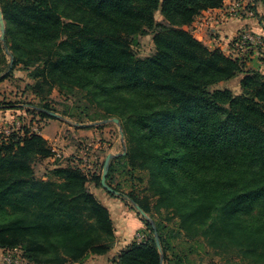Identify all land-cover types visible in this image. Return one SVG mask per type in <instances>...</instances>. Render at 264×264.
<instances>
[{
	"label": "trees",
	"instance_id": "1",
	"mask_svg": "<svg viewBox=\"0 0 264 264\" xmlns=\"http://www.w3.org/2000/svg\"><path fill=\"white\" fill-rule=\"evenodd\" d=\"M223 2L0 0V8L13 63L24 62L34 45L42 48L33 51L42 62L34 71L37 90L43 84L47 92L53 86L85 90L118 122L125 110L134 112L137 145L111 160L107 183L114 161L128 158L148 170L155 206L173 210L183 230L234 244L251 264H264V220H237L240 212L264 202V75L245 69L243 58L209 50L186 29L203 11ZM156 12L162 23L156 22ZM147 30L155 52L138 58L128 38ZM11 72L9 66L0 82ZM237 75L240 93L211 89ZM111 90L126 94L113 95L116 104L102 105L97 92L108 97ZM44 110L50 111L41 108L42 117L53 118ZM0 137V213L12 214L0 222V249H20L27 264H65L106 254L114 245L112 221L87 189L89 181L101 187L100 174L89 178L78 166H57L45 179L37 178L31 159L52 155L46 140L24 128ZM238 163L244 171L236 177L232 172ZM218 169L221 174L215 175ZM179 182L185 200L176 194H181L175 187ZM156 230L161 252L150 237L122 249L116 263L168 264L157 224Z\"/></svg>",
	"mask_w": 264,
	"mask_h": 264
},
{
	"label": "rangeland",
	"instance_id": "2",
	"mask_svg": "<svg viewBox=\"0 0 264 264\" xmlns=\"http://www.w3.org/2000/svg\"><path fill=\"white\" fill-rule=\"evenodd\" d=\"M253 1L244 0L247 9L255 7L252 5ZM240 16L241 18L244 17V15ZM256 17H260L264 22L262 14H257ZM155 20L157 23L163 22L159 12L155 13ZM242 32L243 29L238 30L235 39ZM249 32L255 37V42L247 44L248 50L244 54V60L246 62L252 54H255L257 61L264 62V38L257 37L255 32ZM151 37L150 30H147V34H136L128 38L130 48L135 56L145 58L154 54L155 48ZM233 48L236 49L231 52L232 56H241L242 51L235 43ZM41 49L40 46L34 45L23 58L22 61L24 62L15 64L12 62V56L7 50L4 40L0 41V76L9 66L12 68L10 75L0 82V111L6 114L0 123V136L8 135L12 128L16 129V122L19 123L18 131L23 128L31 129L44 135L47 145L53 149V154L48 159L41 157L31 159L37 178L48 177L54 167L71 165L80 167L89 178L92 174L101 175L102 165L107 154H113L115 157L122 156L130 147L137 145L135 141L137 136L132 129L134 112L127 109L121 117L125 129L123 132L121 122L118 125L114 122L102 123L106 119L116 118V114L107 113L96 101L91 100L86 95L85 90L76 88L72 91H61L57 86H53L47 92L49 88L47 84L42 85V90H37L34 87L37 82L34 71L42 65L41 57L39 53H36L37 50ZM1 51L6 55L5 58ZM33 51H36V54ZM240 77L237 75L234 79L219 83L211 89L228 88L234 94H238L240 93ZM107 86L111 87V83H108ZM115 94L123 96L126 93L123 90L118 92L111 90V95L106 97L97 92L96 99H103L102 105H113L116 104L113 96ZM142 95L143 93H138L136 97ZM45 107H48L51 112L56 113L59 117L55 119L42 117L39 112L41 108ZM20 159H26V157L21 156ZM240 166L241 164L238 163L237 170L232 172L236 177L244 171L243 167L239 169ZM218 174H221L219 169L215 172V175ZM247 175V173L242 174L244 177ZM110 177L108 184L116 188L126 198L111 195L102 187H98L97 190L104 195L105 201H108L107 205L111 209V212L109 210L108 212L113 231L117 232L121 224L126 223L132 233L129 243L122 249L130 243L142 244L150 237L154 239L144 222L148 221L135 209L133 202L138 203L128 197L130 194L145 206L147 212H144L152 220L155 227L156 224L159 226L162 237L167 244L168 264H251L253 262L244 256L240 248L234 244L215 243L209 237L200 234L193 235L194 232L187 233L183 230L173 210L155 206L156 197L149 190L148 170L135 167L128 161V158H120L114 161V172ZM175 187L181 192V194L176 193L177 196L184 200L187 199L182 188L180 189V182ZM87 189L93 190L91 183L87 185ZM216 214L217 212L213 213L214 216H217ZM11 216L10 211L0 213V222L9 219ZM237 220L249 221V224L264 220V202L257 203L248 210H243L238 214ZM2 256L3 252L0 251V259ZM0 264H2V260Z\"/></svg>",
	"mask_w": 264,
	"mask_h": 264
},
{
	"label": "crops",
	"instance_id": "3",
	"mask_svg": "<svg viewBox=\"0 0 264 264\" xmlns=\"http://www.w3.org/2000/svg\"><path fill=\"white\" fill-rule=\"evenodd\" d=\"M252 5L255 7L252 9H247L244 0H224L221 7L203 11L190 26L186 27V29L190 31L196 40L200 41L209 50L219 49L226 56L237 57V55L232 56L231 52L236 49L233 48L234 43L237 46V39H235V35L237 34L238 30L243 29V31H252L257 34V37L264 38V22L260 19V17H256L257 14H262L264 16V4L259 0H254ZM240 15H244V17L241 18ZM249 58L250 61L247 60L249 62H245L243 55L245 69L257 70L264 75V62L257 61L255 59V54H252ZM0 113L1 123L4 120L2 117L6 114L2 111H0ZM36 133L45 139L43 134L39 132ZM52 150L53 149H51V151ZM51 156L47 157L46 159L51 158ZM89 183H91L93 186V190H89V192L92 193L109 210V212H111V209L107 205L108 201H105L106 199L104 198V195H102L100 191L97 190L98 187L92 181L87 182V185ZM113 210L117 211L118 209ZM114 234V245L106 254H90L81 261L67 262L65 264H117L116 257L122 248L129 243L132 233L129 231L126 223H122L121 227L118 228L117 232H114ZM0 251L3 252L1 249ZM1 260L2 258L0 261ZM24 264L27 263L25 262Z\"/></svg>",
	"mask_w": 264,
	"mask_h": 264
},
{
	"label": "water",
	"instance_id": "4",
	"mask_svg": "<svg viewBox=\"0 0 264 264\" xmlns=\"http://www.w3.org/2000/svg\"><path fill=\"white\" fill-rule=\"evenodd\" d=\"M4 38H5V22H4L2 11H1V8H0V41H3ZM44 111L49 116H51L53 118H58L59 117L56 113H53L51 111H46V110H44ZM107 122H114L117 125L119 124L117 118H111V119H106V120L102 121V123H107ZM120 133H122L121 130H120ZM114 157H115V155L110 154V153L105 156V159H104V162H103V165H102V173L100 175V186L105 191H107L108 193H111L113 195H118V196H121L123 198H126L125 195H122L120 192L116 191L114 188H112L110 185H108V183L106 181V176H107V173H108V170H109V165H110L111 160ZM133 206L139 212V214L150 223L151 228L153 230V237H154L155 245H156L158 251L161 252V246H160V242H159V237H158V233H157V230H156V227H155L154 223L147 216V214L139 207L138 204L133 202ZM160 262L162 263V256H160Z\"/></svg>",
	"mask_w": 264,
	"mask_h": 264
},
{
	"label": "built area",
	"instance_id": "5",
	"mask_svg": "<svg viewBox=\"0 0 264 264\" xmlns=\"http://www.w3.org/2000/svg\"><path fill=\"white\" fill-rule=\"evenodd\" d=\"M237 46L241 49V56H237L243 58V55L247 52L248 47L247 44H253L255 42V37L249 31H243L237 36ZM18 122H16V129L12 128L11 132L18 131ZM25 260L21 255V251L18 248L7 249L3 251L2 256V264H22Z\"/></svg>",
	"mask_w": 264,
	"mask_h": 264
},
{
	"label": "bare ground",
	"instance_id": "6",
	"mask_svg": "<svg viewBox=\"0 0 264 264\" xmlns=\"http://www.w3.org/2000/svg\"><path fill=\"white\" fill-rule=\"evenodd\" d=\"M116 207V206H115Z\"/></svg>",
	"mask_w": 264,
	"mask_h": 264
}]
</instances>
